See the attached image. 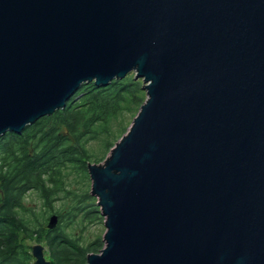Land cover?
Returning <instances> with one entry per match:
<instances>
[{"label": "water", "instance_id": "1", "mask_svg": "<svg viewBox=\"0 0 264 264\" xmlns=\"http://www.w3.org/2000/svg\"><path fill=\"white\" fill-rule=\"evenodd\" d=\"M130 73L147 97L88 164L86 264H264V0H0V136Z\"/></svg>", "mask_w": 264, "mask_h": 264}, {"label": "trees", "instance_id": "2", "mask_svg": "<svg viewBox=\"0 0 264 264\" xmlns=\"http://www.w3.org/2000/svg\"><path fill=\"white\" fill-rule=\"evenodd\" d=\"M142 86L132 73L107 86L84 83L65 108L20 133L0 136V264H32L31 241H45L51 264H86L90 253L104 247L101 238L84 243L80 234H68L67 226L80 212L101 215L87 184L81 194L71 187L81 178L87 183L88 164L103 159L127 132L146 99ZM32 193L42 199L41 211L28 204ZM70 193L82 206L66 214L58 209L59 222L49 228L47 211Z\"/></svg>", "mask_w": 264, "mask_h": 264}, {"label": "rangeland", "instance_id": "3", "mask_svg": "<svg viewBox=\"0 0 264 264\" xmlns=\"http://www.w3.org/2000/svg\"><path fill=\"white\" fill-rule=\"evenodd\" d=\"M132 74L134 75V73H132ZM143 84L144 83H143V80H142V85ZM145 93H146V91H145ZM145 96L147 97V94ZM134 117L132 119V122L134 120ZM130 125L128 126V129H129ZM92 144H93L94 147H96L98 142L95 141ZM108 154H109V152L107 154H105V157L103 159H100V161H98V162L97 161L96 162L93 161V162L94 163H103ZM89 178H90V175H89ZM81 179L83 180V178H81ZM81 179H79L77 181V183L74 186L71 187V189L74 190L73 193L76 192V191L79 192V194H81L82 191L85 192V188H86L85 184H87L90 187V193H91V188H92L91 178L89 179V181H87V183L82 181ZM73 193H70L68 195L66 194L67 196L66 195H61V197L58 198V200H56L54 202V204H55L54 207L52 208V210L47 211V214H46V218H48L47 219V225L49 223L50 217L53 214L57 215V210L58 209H61L63 207L65 209V211H62V212H65V214H66L67 213L66 211L68 210V208H70V207L76 208V207L82 206V203L80 201L73 202L71 200ZM92 196L95 198V204L98 206V210L101 213L100 206L97 204V200H98L97 197L94 196V195H92ZM27 202H28V204H30L33 207H35L38 211H41L43 209L42 208L43 207L42 199L38 195H36V193H32V195H30L28 197ZM82 214H83V212H80L69 223V225L66 228L68 234H72V235L80 234L82 236L81 239L84 241V243H90L91 241H95L98 238H101L103 245H105V242H104V235H105V232H106L105 216L101 213L100 216L96 215V217H93V216H86L85 217V215L84 214L82 215ZM58 222H59V217H58L57 224H58ZM57 224H56V226H57ZM37 243H41V244H43L45 246V257H46V259H48V253H47L48 249H47V245H46L45 241H42V242L31 241L30 242L31 246H33L34 244H37ZM96 252H99V251H96ZM34 260L35 259H33V261ZM33 261H32V263H33Z\"/></svg>", "mask_w": 264, "mask_h": 264}]
</instances>
